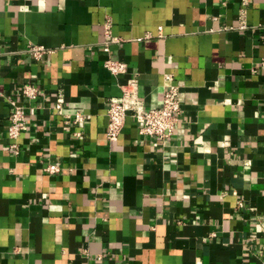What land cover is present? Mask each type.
<instances>
[{
  "label": "crops",
  "instance_id": "0c3cea01",
  "mask_svg": "<svg viewBox=\"0 0 264 264\" xmlns=\"http://www.w3.org/2000/svg\"><path fill=\"white\" fill-rule=\"evenodd\" d=\"M263 23L264 0H0V264H264ZM165 74L172 135L128 115L108 140L125 80L151 108ZM15 105L26 128L9 139Z\"/></svg>",
  "mask_w": 264,
  "mask_h": 264
},
{
  "label": "built area",
  "instance_id": "2783aa9c",
  "mask_svg": "<svg viewBox=\"0 0 264 264\" xmlns=\"http://www.w3.org/2000/svg\"><path fill=\"white\" fill-rule=\"evenodd\" d=\"M264 26V23H263ZM246 24L241 21L239 28H245ZM105 35L107 40L104 41V50L109 51V46L117 41L110 31V21L106 20L104 24ZM29 51L31 54L40 58L47 49L41 46H32ZM103 66L113 75L125 73L127 64L118 59L107 57ZM166 84L162 94V99L156 107L146 108L137 94V79L128 77L124 84L121 85V95L110 98L108 101L106 114L107 125L105 135L108 140H114L120 133L126 117L129 115L139 125L141 134L157 138H166L171 136L177 122V115L181 106L180 86L176 83L170 74L164 76ZM22 95L27 99H34L37 95V88L34 85L26 84L20 88ZM64 95L61 90L55 94L54 108L59 114H63ZM65 122L78 123L83 119L80 112L74 115H64ZM26 128L25 109L21 105H15L9 116V125L7 126V136L9 139H16L21 131ZM10 148L14 153H18L17 143H11ZM48 173H56L60 167L50 163L43 168ZM239 204H241L239 202Z\"/></svg>",
  "mask_w": 264,
  "mask_h": 264
}]
</instances>
